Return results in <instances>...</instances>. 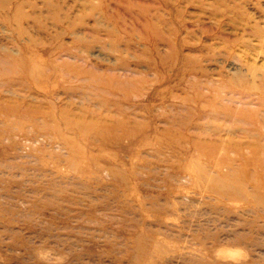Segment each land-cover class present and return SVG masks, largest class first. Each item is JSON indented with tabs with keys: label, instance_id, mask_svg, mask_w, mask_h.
Wrapping results in <instances>:
<instances>
[{
	"label": "rangeland",
	"instance_id": "rangeland-1",
	"mask_svg": "<svg viewBox=\"0 0 264 264\" xmlns=\"http://www.w3.org/2000/svg\"><path fill=\"white\" fill-rule=\"evenodd\" d=\"M0 264H264V0H0Z\"/></svg>",
	"mask_w": 264,
	"mask_h": 264
}]
</instances>
